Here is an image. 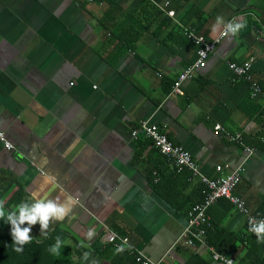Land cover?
Wrapping results in <instances>:
<instances>
[{"label": "crops", "instance_id": "crops-1", "mask_svg": "<svg viewBox=\"0 0 264 264\" xmlns=\"http://www.w3.org/2000/svg\"><path fill=\"white\" fill-rule=\"evenodd\" d=\"M218 16L244 26L222 40L182 94L174 93L197 61L185 28L212 42L223 30H213ZM125 21L136 29L120 39ZM249 60L264 90V0H0V131L16 147L0 145L5 212L36 200L68 203L62 221L50 220L43 233L37 222L30 235L38 243L59 237L61 258L72 264H116L120 250L106 242L103 224L160 264H186L192 254L223 264L213 260L214 247H190L181 238L202 200L200 180L188 169L176 172L132 131L142 121L157 124L209 177L218 175L217 166L229 174L243 164L236 194L264 214L263 115L252 107L264 109V95L252 100L248 84L229 68ZM217 125L242 132L255 154L244 162L243 148ZM208 214L213 240L236 236L225 255L264 264V242L229 201ZM6 220L0 234L11 236Z\"/></svg>", "mask_w": 264, "mask_h": 264}, {"label": "built area", "instance_id": "built-area-1", "mask_svg": "<svg viewBox=\"0 0 264 264\" xmlns=\"http://www.w3.org/2000/svg\"><path fill=\"white\" fill-rule=\"evenodd\" d=\"M168 13L170 16H174L173 11H169ZM232 21L237 22L236 19ZM185 33L188 40L197 47V61L186 68L178 81L174 84V93L178 94L183 93L181 88L183 83L192 79L197 69L206 67L210 55L216 51L222 40L229 36V34L222 30L217 39L209 42L204 36L199 35L192 28H185ZM252 63V60L246 61L243 64L232 62L229 63V68L237 79L244 80L248 84L252 100H258L264 95V90L254 76ZM215 129L220 132V135H222L225 140L243 148L245 153L244 162L255 154L256 148L245 143L242 132H228L224 130L221 125H217ZM142 137L148 138L153 142V145L160 154L168 160L176 172L180 173L184 169H188L202 184L204 198L201 202L193 206L189 213L187 226L181 234V238L188 246L197 247L198 243L207 245V230L213 225L208 215V210L221 200L229 201L239 213L246 217L247 221H249V218H255L257 221L264 220V215L256 216L249 209L246 202L236 194V189L240 185L243 177V164L229 174L224 173L223 166H217L216 170L218 175L216 177H209L201 171L200 166L194 161L192 154L171 141L167 132L157 124L152 123L150 120L142 121L140 125L132 131V138L139 140ZM0 145L10 151L16 150L14 144H12L2 131H0ZM103 227L106 229V242L114 245L118 250L126 249L133 252L135 254V264H160V262H155L150 259L142 249L135 246L129 237L119 235L105 224H103ZM211 252L213 260L217 262L223 264H238L233 256L230 257L221 254L213 249H211Z\"/></svg>", "mask_w": 264, "mask_h": 264}, {"label": "clouds", "instance_id": "clouds-1", "mask_svg": "<svg viewBox=\"0 0 264 264\" xmlns=\"http://www.w3.org/2000/svg\"><path fill=\"white\" fill-rule=\"evenodd\" d=\"M244 25L235 21H228L225 23L223 17L218 16L216 23L213 26L214 31H219L221 28L230 36H235ZM18 211V214H17ZM71 211V207L68 203H62L57 200H36V202L29 204L28 202L21 203L17 206V210L11 212H5L4 201L0 200V219L7 215L6 223H11V236L12 241L17 247L16 252L23 251V245L29 243L32 240L30 235L31 228L37 222L40 224L41 233L45 232L49 227L50 220L62 221ZM27 223L28 227H21ZM249 231L254 233L258 242H264V220L257 221L255 218H249ZM94 233L89 230L87 238L91 240ZM61 240L56 238V244L51 247V251L54 254H59ZM90 256L89 252L83 254V258L87 260ZM91 264H98L96 260H92Z\"/></svg>", "mask_w": 264, "mask_h": 264}, {"label": "trees", "instance_id": "trees-1", "mask_svg": "<svg viewBox=\"0 0 264 264\" xmlns=\"http://www.w3.org/2000/svg\"><path fill=\"white\" fill-rule=\"evenodd\" d=\"M126 25H129V27H126ZM130 27L132 28V30L136 29V27L133 24H130L128 21L123 22L118 29L120 33L118 37L121 39V36L124 35L125 31L128 34L133 32L131 31ZM249 29H250V25H249ZM132 38L136 39V37H133L132 35L130 39H128V41L132 40ZM131 46L132 45L128 47ZM252 107L255 114L261 113L263 115V118H261L259 122L262 125V130L264 132V111H263L264 109H262V106L259 104H255ZM147 140L150 141L153 145V142L150 139L147 138ZM200 192L203 200L204 196L202 193V189ZM263 215H264L263 213L256 214V216H263ZM213 229H214V225H212L211 228H208L206 235V242L210 248L214 247L215 251L224 254L230 248L232 243L236 240V236H234L231 233L224 232L221 237H218L216 240H213L214 239ZM54 245L55 244L48 242L38 243L32 239L29 243L23 245L22 252H16L15 247H17V245L13 243L12 236L0 234V264H72L71 261L65 258L64 259L61 258L60 252L57 255L50 250L51 247ZM199 245L201 244L198 243L197 246ZM116 264H135V254L130 250H126V249L120 250L118 257L116 259ZM186 264H208V263L199 255L192 254V256L188 259Z\"/></svg>", "mask_w": 264, "mask_h": 264}]
</instances>
